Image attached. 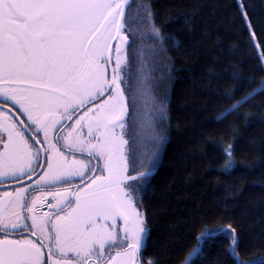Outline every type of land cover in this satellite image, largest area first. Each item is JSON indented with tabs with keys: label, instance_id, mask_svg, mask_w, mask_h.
I'll return each instance as SVG.
<instances>
[{
	"label": "snow or ice",
	"instance_id": "snow-or-ice-1",
	"mask_svg": "<svg viewBox=\"0 0 264 264\" xmlns=\"http://www.w3.org/2000/svg\"><path fill=\"white\" fill-rule=\"evenodd\" d=\"M237 2L264 71V43ZM131 8L132 0H0V186L12 185L0 192V264H144L150 227L141 203L166 140L156 119L167 109L150 97L145 134L138 100L151 86L143 61L133 76L129 50L146 34L137 24L158 43L164 36L149 4ZM261 91L264 78L218 118ZM221 151L220 170L231 174L234 146ZM219 237L232 264H264L241 258L231 223L204 226L180 264L204 259Z\"/></svg>",
	"mask_w": 264,
	"mask_h": 264
},
{
	"label": "trees",
	"instance_id": "trees-1",
	"mask_svg": "<svg viewBox=\"0 0 264 264\" xmlns=\"http://www.w3.org/2000/svg\"><path fill=\"white\" fill-rule=\"evenodd\" d=\"M137 4L151 6L164 36L158 43L137 24L146 34L137 32L129 50L133 76L141 74L143 61L151 86L138 101L148 113L142 116L145 134L151 115L145 101L154 97L167 109L164 120L156 119L155 130L166 140L141 203L150 227L143 257L180 264L204 226L229 223L239 234L242 259L264 256V165L256 166L264 161V91L242 103L238 114L218 118L264 78L237 0H132L130 13ZM245 6L264 43L263 0H245ZM232 88L235 95L225 98ZM229 143L237 167L225 174L221 149ZM228 243L217 238L195 264H232Z\"/></svg>",
	"mask_w": 264,
	"mask_h": 264
},
{
	"label": "flooded vegetation",
	"instance_id": "flooded-vegetation-1",
	"mask_svg": "<svg viewBox=\"0 0 264 264\" xmlns=\"http://www.w3.org/2000/svg\"><path fill=\"white\" fill-rule=\"evenodd\" d=\"M57 131L58 132H61V134H63V132H64V130L63 129H57ZM32 179L33 180H35L36 179V177H32ZM22 184L23 183H29V181L28 180H24V181H22L21 182ZM74 183V185L76 184V183H78V182H73ZM12 187V185L9 183V184H5V185H3V186H0V192H3L4 190H6L7 188H11ZM43 211H47V207H45L44 209H43Z\"/></svg>",
	"mask_w": 264,
	"mask_h": 264
},
{
	"label": "rangeland",
	"instance_id": "rangeland-1",
	"mask_svg": "<svg viewBox=\"0 0 264 264\" xmlns=\"http://www.w3.org/2000/svg\"><path fill=\"white\" fill-rule=\"evenodd\" d=\"M263 3H264V0H263ZM250 34V33H249ZM251 37V36H250ZM252 40V39H251ZM139 101V100H138ZM151 101L150 100H148V103H150ZM149 106H151V104H149ZM157 106V105H156ZM141 210L143 211V209L141 208ZM144 212V211H143ZM143 260H144V264H147V260H148V258H144L143 257Z\"/></svg>",
	"mask_w": 264,
	"mask_h": 264
}]
</instances>
